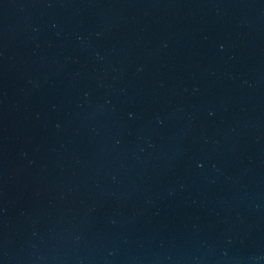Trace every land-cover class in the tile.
Here are the masks:
<instances>
[{"label":"water","instance_id":"water-1","mask_svg":"<svg viewBox=\"0 0 264 264\" xmlns=\"http://www.w3.org/2000/svg\"><path fill=\"white\" fill-rule=\"evenodd\" d=\"M0 264H264V0H0Z\"/></svg>","mask_w":264,"mask_h":264}]
</instances>
